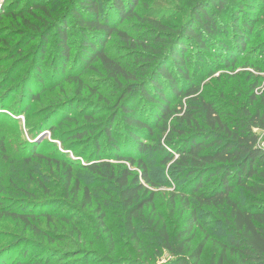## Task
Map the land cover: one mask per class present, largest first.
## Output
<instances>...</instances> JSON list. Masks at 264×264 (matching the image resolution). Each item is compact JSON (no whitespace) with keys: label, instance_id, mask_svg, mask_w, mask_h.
<instances>
[{"label":"trees","instance_id":"1","mask_svg":"<svg viewBox=\"0 0 264 264\" xmlns=\"http://www.w3.org/2000/svg\"><path fill=\"white\" fill-rule=\"evenodd\" d=\"M52 1L32 0L31 7L13 13L0 6V20L12 25L7 34L15 36L12 41L5 36L1 42L8 54L5 60L18 57L7 72V80L14 79L16 84L9 89L11 95L18 94L16 112L25 113L47 88L43 60L52 32L58 59L53 60L57 63L53 71L60 79L52 86L82 81L83 74L98 65L113 87L111 99L100 87L92 88L89 96L96 100L90 101L91 111L85 107L54 125L51 115L78 101L68 97L45 107L46 116L25 127L33 140L44 130L54 134L63 122L75 124L54 136L62 142H87L86 151L76 153L82 159L89 150L81 163L65 153L61 159L51 158L39 143L28 142L16 118L0 112V217L20 221L33 234H41L33 222L42 216L47 219L49 213L29 209L35 206L33 199L48 196L50 189L34 184L32 170L30 180L25 174L19 180L14 177L20 162L29 165L37 158L59 168L71 194L80 190L75 167L115 184L125 224L135 238L133 219L140 218L154 200L145 154L155 151L162 155L160 162L177 184L172 204L178 200L190 210L175 236L164 224L157 230L159 249L169 253L161 264H202L210 238L191 248L194 230L201 226L195 208L188 205L190 200L216 210L230 234L221 248L212 251L210 264H264L263 85L253 81L245 100L228 114L206 94L205 86V80L220 71L236 77L239 66L250 76L260 72L255 63L247 62L246 52L253 38L264 35V0H61L55 14L48 7ZM33 40L37 43L30 47V55L20 58L23 45ZM110 40L140 53L137 64L128 65L111 55L107 51ZM260 47L264 49V39ZM25 63L24 73L15 75ZM219 78L216 75V82ZM78 118L85 120L77 125ZM68 149L75 147L69 145ZM42 237L48 240L46 235ZM14 238L0 247V264L88 262L80 249H54L25 236ZM31 249L37 250L32 256ZM135 260L132 264H142ZM103 261L114 264L111 258L103 257Z\"/></svg>","mask_w":264,"mask_h":264},{"label":"rangeland","instance_id":"2","mask_svg":"<svg viewBox=\"0 0 264 264\" xmlns=\"http://www.w3.org/2000/svg\"><path fill=\"white\" fill-rule=\"evenodd\" d=\"M59 2L61 3V0H53L49 3L48 7L52 14H55L60 9ZM31 5L32 0H0L2 9L10 13L16 12L22 7L29 8ZM70 24L69 27L71 26ZM11 27L12 25L9 21L0 20V63L3 61L2 66H0V102L2 101L0 105L3 108L0 106V112H4L18 120L17 127L23 132L26 139L28 135L25 127L34 125L43 119L46 116L45 107L54 105L58 100L63 101L68 99V97H74L78 101L72 107L67 104L63 105L61 110L53 113L51 122L54 125L55 122L61 120L64 116L75 115L85 107L86 110L91 111L89 108L90 101L96 100L95 97L91 98L89 96L92 88L100 87L99 91L111 99L109 91L113 87L111 82L109 83L103 78L98 65H96L95 70H90L83 74L82 81H62L60 85L52 86L60 80L57 78L56 72L53 71L54 65H57V63H53L56 58V49L54 48V33L52 32L43 60V74L47 88L39 100L31 102L29 109L25 113L16 112L20 104L18 94L14 93L11 95L9 90L11 86L16 84L14 79L7 80L9 75L7 72L18 60V57L5 60L8 54L4 49L5 44L1 42L2 38L8 36L7 33H9ZM8 39L12 41L15 36H8ZM263 39L264 35L261 38H253L249 44L248 52H246L247 55L245 54L248 59L247 62L255 63L256 69L260 72L250 76L247 71H243V68L239 66L235 70L236 77L223 71L217 72L216 75L219 74L220 76L218 85L215 79L216 75L205 80L206 94L210 95L211 99L216 102L218 108L224 114L231 113L234 111L236 104L238 105L245 100V94L253 81H259L264 89V51L262 52L264 49L260 47ZM36 43L37 40H33L28 42V44H24L21 50L22 54H19L20 58L29 56L30 47ZM75 49L74 46L73 51ZM107 51L128 65L137 64L136 57L140 55V53H137V55L128 51L116 40H110L107 45ZM57 60L56 58V62ZM27 65L28 63H25L20 66L16 70L15 75L23 74L27 69ZM75 70L77 69H71L73 72ZM107 83L110 84L108 88L106 87ZM80 88L83 89L79 95L77 92ZM84 120V118H78L77 125L83 123ZM74 125L68 121L63 122L62 125L58 126L54 134L68 130ZM54 134L44 130L33 140L28 138V142L39 143L38 147L42 148L45 154L52 156L51 158L61 159L60 155L62 153L72 159H79L78 162L80 163L87 158L89 150L82 159L76 156L77 152L86 151V147L89 145L87 142L68 139L62 142ZM260 137L264 142V133H260ZM143 141L146 142L144 138ZM102 143H104L103 139H101ZM69 145H72L75 149L69 150ZM161 157L162 155L155 151L145 154L151 180L154 183V186H149V192L153 193L154 200L152 206L144 208L140 218L133 219V227L135 233H137V238L132 237V232L128 230L125 224V210L119 203L118 190L115 184L100 180L86 170L75 167L74 179L77 180L80 190L74 195L70 193L69 185L65 184L59 168H56L54 164L37 158H33L29 165H24V163L20 162L14 170L15 179H21L24 174L28 176L32 170L33 180H35L34 184L36 186H42L43 184V186L50 189V194L46 196L48 199L46 197L33 199L35 206L29 210L36 214L48 212L49 216L47 219L42 216L38 219V222H33L41 231V234L37 235L32 233L33 231L30 227L25 229L20 221H12L10 218L0 217V247L8 244L14 237L25 236L32 243H46L45 245L54 249H80L86 253L87 264H105L103 257L111 258L114 264H132L135 263L133 262L136 261L135 259H138L137 261L142 264L163 263L169 253L166 250L159 249L157 245V230L164 224L169 234L175 236L176 233L182 230L184 218L189 215L190 210L184 209V206L178 200H175L174 204H172L171 194L176 191L177 184L174 176L160 162ZM110 161L113 164L117 163L113 160ZM34 184L30 188L34 187ZM84 190H87V194L84 193ZM148 195L149 193L145 197ZM2 196L3 194L0 193V197ZM46 199L47 201L36 202L37 200ZM188 205L190 208H195L201 226L199 229L194 230L191 248L195 247L205 237H209L210 240L206 242L201 262L202 264H210L212 251L221 248L220 244L226 243L230 234L223 227L220 215L216 210L200 206L192 200H190ZM42 235H46L48 240H45ZM36 251L31 249L29 255H34Z\"/></svg>","mask_w":264,"mask_h":264}]
</instances>
